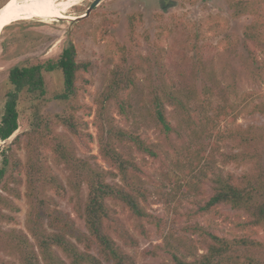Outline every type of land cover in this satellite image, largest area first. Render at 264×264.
Wrapping results in <instances>:
<instances>
[{
  "label": "rangeland",
  "instance_id": "rangeland-1",
  "mask_svg": "<svg viewBox=\"0 0 264 264\" xmlns=\"http://www.w3.org/2000/svg\"><path fill=\"white\" fill-rule=\"evenodd\" d=\"M33 2L44 9L80 18L94 0ZM164 3L166 7L162 6ZM132 15L138 18L134 40L129 28V17ZM250 21L248 17L233 18L228 0H102L84 19L52 20L25 14V17L0 31V116L7 93L13 89L8 81L13 67L56 58L70 41L76 47L78 61L90 65L85 75L89 80L87 93L80 102L91 108L93 113L80 112L79 115L87 122L86 132L91 138L86 146L77 141L75 143L73 137L72 141L78 157L93 167L109 169L100 157L98 129L94 125L95 100L105 89L113 70L138 69V87L132 94L137 119L120 116L114 107L111 108V115L116 126L139 134L155 148L156 157L129 146H122L120 150L139 164L147 190L145 207L161 221L158 226L146 223L148 236H144L121 206L110 204L138 241L137 246L131 247L117 240L135 258L136 264H170L171 255L167 251L153 253L158 245L178 247L185 255L189 252L201 254L202 251H196L195 247L200 246L199 242L204 238L202 233L229 240L251 235L264 242V227L245 230L249 219L245 211L229 205L210 211L201 210L212 196L213 180L217 174L231 176L239 182L242 176L251 172L249 166L241 163H222L221 152L231 154L237 151L229 142L219 141L214 134L235 124L244 128L253 125L264 127V117L253 113L254 107L264 99V81L256 79L245 67V63L254 56H258L253 65L255 71L264 64V53L256 45L247 43L244 37L245 27ZM45 80L47 94L44 97H34L26 92L19 95V128L10 139L0 142V155L9 148L8 154L25 163L26 149L23 144L15 145L12 141L19 134L32 130L36 115L48 117L65 110L66 104L54 99L63 89L62 73L45 74ZM164 85L183 92L194 91L200 98L193 106V119L187 118L175 107H167L170 123L181 132V136L173 134L169 141L160 135L156 123L144 107L150 92ZM226 104L233 111L222 120L217 119L216 110ZM204 116L208 122L205 131H201L193 121H200ZM233 117L235 124L230 120ZM56 130L65 134L61 127L57 126ZM2 164L0 156V167ZM48 165L58 176L66 197L47 192L43 197L46 204H31L24 176H21L23 185L20 187L10 183L11 188L20 192L19 198L2 191L13 173L10 165L0 185V193L12 200L19 211L13 213L0 206V214L15 218L11 223L0 222V227L21 231L32 242L28 217L32 207L36 206L33 220L38 226L48 232H64L70 240L78 243L74 230L76 233L86 232L85 222L78 210L87 198V186L83 185L77 192L66 167L51 160ZM197 227L201 230L195 231ZM80 248L84 249L82 245ZM57 252L65 259L60 251ZM0 264L21 263L18 256L0 248Z\"/></svg>",
  "mask_w": 264,
  "mask_h": 264
},
{
  "label": "trees",
  "instance_id": "trees-1",
  "mask_svg": "<svg viewBox=\"0 0 264 264\" xmlns=\"http://www.w3.org/2000/svg\"><path fill=\"white\" fill-rule=\"evenodd\" d=\"M228 5L233 18L251 19L245 27V40L264 53V0H228ZM137 25V16H130L129 28L133 40ZM257 59L258 56H254L245 63V67L252 76L263 82L264 64L259 65L256 71L253 68ZM89 66L88 63L78 61L76 47L70 41L56 58L33 65L16 66L10 70L8 81L13 89L7 93V101L0 116V142L10 139L19 128V95L26 92L40 98L47 94L45 74L56 71L62 73L63 89L54 99L64 102L66 108L53 116L36 115L32 130L19 134L12 141L15 145L23 144L26 149L25 163L8 154L9 148L1 152L3 164L0 167V185L7 174V168L10 165L13 168L11 179L4 184L2 191L19 198L20 192L17 188H11L10 183L20 187L23 185L21 176H24L27 198L31 204H46L43 197L47 192L66 197V191L58 176L48 165L50 160L68 169L72 176L71 183H74L77 192L83 185L88 189L85 203L78 210L79 216L85 222L86 232L76 233L74 230L78 243L70 240L64 232H48L38 226L33 220L36 206L32 207L28 217L30 235L34 242L21 231L4 230L0 227V248L18 256L21 264H136L135 258L117 240L131 247L137 246L138 241L117 217L116 210L110 204L121 206L144 236H148L146 223L158 226L161 221L145 207L147 190L142 182L139 164L132 156L120 150L122 146H129L156 157L155 148L139 134L116 126L115 118L111 115V108L114 107L120 116L127 119L134 116L137 119L132 99V94L138 87L137 68L113 70L105 89L95 100L94 125L98 129L100 157L109 169L93 167L78 157L74 149L72 137L81 146H86L87 140L91 138L86 132L87 122L79 115L80 112L93 113L91 108L80 102L87 93L89 80L85 75ZM207 94L210 96L209 90ZM199 99L194 91L183 92L164 85L150 92L145 98L144 107L147 108L148 116L156 123L160 135L169 141L173 134L181 136V132L170 123L167 107H175L187 118L193 119V106ZM259 102L253 113L264 117V99ZM232 111L233 108H229L227 104L219 107L216 118L222 120ZM230 120L235 124L234 117ZM207 122L206 116L200 121H193L201 131H205ZM57 126L65 134L59 133ZM214 135L221 142H229L233 150L237 151L231 154L221 152L222 163H241L249 166L251 172L242 176L239 182H235L231 176L217 174L213 180L212 196L201 210L210 211L221 205H229L236 210L245 211L249 216L245 230L264 227V127L253 125L244 128L235 124ZM0 206L13 213L19 211L14 202L2 193ZM6 221L11 223L15 218L0 214V222ZM194 230L199 231L201 228ZM202 236L204 238L199 242L200 246L195 247L196 251H202L201 254L189 252V255H185L178 247L169 244L156 246L153 253L167 251L171 255L170 264H264V242L251 235L238 236L231 240L214 234L205 236L202 233Z\"/></svg>",
  "mask_w": 264,
  "mask_h": 264
},
{
  "label": "bare ground",
  "instance_id": "bare-ground-1",
  "mask_svg": "<svg viewBox=\"0 0 264 264\" xmlns=\"http://www.w3.org/2000/svg\"><path fill=\"white\" fill-rule=\"evenodd\" d=\"M25 14H32L34 17L37 18H49L52 20H75L78 18L62 12H56L39 7V5L33 2V0H12L0 10V31L4 27L11 25L16 20L25 17Z\"/></svg>",
  "mask_w": 264,
  "mask_h": 264
},
{
  "label": "water",
  "instance_id": "water-1",
  "mask_svg": "<svg viewBox=\"0 0 264 264\" xmlns=\"http://www.w3.org/2000/svg\"><path fill=\"white\" fill-rule=\"evenodd\" d=\"M10 1L12 0H0V10L6 5L8 4ZM102 2V0H94V2L91 4V6L89 7V9L87 10V12L81 16L80 18H77L78 20L80 19H84L89 17V15L92 13V11Z\"/></svg>",
  "mask_w": 264,
  "mask_h": 264
},
{
  "label": "flooded vegetation",
  "instance_id": "flooded-vegetation-1",
  "mask_svg": "<svg viewBox=\"0 0 264 264\" xmlns=\"http://www.w3.org/2000/svg\"><path fill=\"white\" fill-rule=\"evenodd\" d=\"M91 6V5H90ZM163 7H166V3H164L163 5H162ZM90 16V15H89Z\"/></svg>",
  "mask_w": 264,
  "mask_h": 264
}]
</instances>
